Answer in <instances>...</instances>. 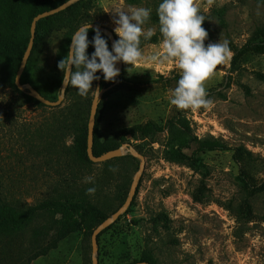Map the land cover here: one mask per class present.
I'll use <instances>...</instances> for the list:
<instances>
[{"label":"rangeland","instance_id":"374dc122","mask_svg":"<svg viewBox=\"0 0 264 264\" xmlns=\"http://www.w3.org/2000/svg\"><path fill=\"white\" fill-rule=\"evenodd\" d=\"M159 2L73 4L44 23L23 78L57 101L60 47L90 21L113 31L116 9L151 8L144 28L154 35L142 38L140 46L145 56L159 51ZM197 2L210 30L205 46L221 39L230 49L228 61L205 83L207 108L178 110L170 104L180 78L172 62L138 63L130 73L123 63L121 75L128 82L118 81L99 99L96 145L107 151L130 143L145 157L133 202L98 236L100 264H132L142 256L156 264H264V46L254 48L264 44V0ZM14 5L0 0V33H18ZM12 74L6 61L0 63V208L24 224L0 233V264H20L55 238L60 216H28L30 207L62 195L85 196L111 216L129 197L140 167L129 153L104 163L78 157L74 138L89 122L94 91L82 98L69 87L60 106H38L14 88ZM148 122L156 130L146 137L119 140L124 129ZM206 140L214 142L213 150L202 149ZM113 167L116 172L109 171ZM87 176L94 184L84 182ZM89 187L96 188L94 195L86 194ZM31 264H92L91 237L85 230L73 233Z\"/></svg>","mask_w":264,"mask_h":264},{"label":"clouds","instance_id":"9594fccd","mask_svg":"<svg viewBox=\"0 0 264 264\" xmlns=\"http://www.w3.org/2000/svg\"><path fill=\"white\" fill-rule=\"evenodd\" d=\"M208 2L211 3V0ZM155 11L162 42L161 49L149 56L143 54L140 45L142 38L149 40L154 35L151 28H144L150 20L151 8L141 6L127 11H112L116 25L113 31L119 39L112 41L111 50L99 27H93L91 23L82 24L71 35L67 55L57 63L62 72L60 94L71 87L82 98H88L94 91L98 100L101 89L93 88V82L101 79L97 73L103 74L105 82L114 83L120 75L117 67L120 62L130 66L127 68L129 73L138 63L172 62L180 71V78L171 92L170 104L178 110L207 108L211 101L207 99L205 83L217 67L230 58L229 41L220 39L205 46L209 34L202 27L205 17L197 0H161ZM89 30L94 32L91 40ZM90 45L94 51L89 55L87 50ZM109 171L116 172L117 169L113 167ZM84 182L94 184V179L87 176ZM95 192V187L86 189L87 195H94Z\"/></svg>","mask_w":264,"mask_h":264},{"label":"trees","instance_id":"16d2710c","mask_svg":"<svg viewBox=\"0 0 264 264\" xmlns=\"http://www.w3.org/2000/svg\"><path fill=\"white\" fill-rule=\"evenodd\" d=\"M6 1H9L11 3L15 2L11 16L12 19H14L18 24V33L15 35L9 34L8 30L7 29L4 30L3 28L4 31L0 33V63L6 61L9 64V66L13 68L12 85L26 99L27 103H33L38 106H44L42 103L29 96L27 93L20 91L16 86L15 80L22 59L24 57V54L29 45L30 36H31L30 33L31 24L34 17H36L38 14H41L43 12L57 8L60 5L67 2L68 0H15V1L6 0ZM83 1H88V0H83ZM51 18L52 17L43 19L37 24L34 47H36L40 42V40L42 39L41 31L44 23H46V21H48ZM88 23H98V22L90 21ZM202 27H204L205 30L209 33L210 30L205 23L202 24ZM93 35L94 32L89 30L88 33L89 40L92 39ZM103 36L108 40V44H109L110 43L109 39L104 34ZM70 44H71V37L69 38L66 44L60 47L57 54V60H56L57 63L67 55L68 46ZM263 46L264 44H258L257 46L254 45V48L261 51ZM87 51L90 55L94 51V48L90 45ZM99 74L100 73H97V75ZM119 81H121L122 83L128 82V80L124 79L122 75H120ZM21 82L23 84H31L45 98H47L38 89V87L30 83V81L27 78H23L22 76ZM117 82L118 80L116 79L114 83L105 82L102 76L101 88L110 89ZM184 127L187 129L184 132L185 135L190 136V132L187 126L185 125ZM155 130H156L155 124L152 122H148L144 125H139V126H134L132 128L124 129L121 133V136L119 137V140L125 142L126 138L129 136L146 137ZM96 137L97 136L95 131L93 150L96 156H101L107 153L108 151H111V150L106 151L103 148H101V146H99L98 144L96 145V141H97ZM74 146L78 157L81 160L88 161L91 163L87 153L88 124H84L83 126L77 129L74 138ZM214 148H215L214 142L206 140L202 149L213 150ZM36 212L50 213L53 216V218L59 215L60 219L55 220L58 225V229L56 231V235L53 240L49 241L45 245L36 246L33 252H31L26 257V259L23 260L20 264H31L37 259L47 256L52 250L57 249L60 242L65 240L71 234L76 233L78 231L85 230L89 235V237L92 238V234L94 230L109 217L108 214L103 211V209L98 207L96 204H94L91 200L87 199L85 196L75 197L73 195H69V196L62 195V196L50 198L46 201L41 202L36 206L30 207L27 210L26 214L28 216H31ZM23 224H24V220L17 218V216L11 210L9 209L2 210V208H0V233L13 230ZM139 262L156 264L155 260L150 256H142L140 260L134 261L132 264H136Z\"/></svg>","mask_w":264,"mask_h":264},{"label":"water","instance_id":"95a60500","mask_svg":"<svg viewBox=\"0 0 264 264\" xmlns=\"http://www.w3.org/2000/svg\"><path fill=\"white\" fill-rule=\"evenodd\" d=\"M79 1H81V0H68L67 2L60 5L57 8H54L52 10L38 14L36 17H34L32 24H31V30H30L31 36H30L29 45H28L27 50H26L24 57L22 59L20 68L17 72L15 83H16V86L18 87V89L20 91L27 93L29 96H31L32 98L36 99L37 101H39L40 103H42L43 105H46V106H50V107L60 106L63 103V100L65 98V95H66L68 88L65 90L64 94H62V95L60 94L57 101H52V100L45 98L31 84H23L21 82V78H22V76L26 70L29 58L31 56V53H32V50L34 47L37 24L43 19L52 17L54 15H57V14L65 11V10H67L69 7H71L73 4H75ZM91 24L93 25V27H99L101 29V32L109 39L110 48H111L112 41L117 40L115 33L111 29H109V28H107L101 24H98V23H91ZM122 65H123V62H120L117 64V67L120 70V75H121V71H122ZM99 75L101 77L103 76L102 73H100ZM120 75L116 77V80H118V81L120 80ZM97 87H99L101 89L100 95H99V99H100V97L103 96V94L106 91H108L109 89H102L101 88V79L99 81H97ZM99 99L97 100L96 96L93 99L92 106H91L90 119L88 122V148H87V153H88V157H89L90 161L93 163H104V162H108V161L116 159V158H121V157H123L129 153L134 158L140 160V167H139V171L136 173V176L133 180L129 197L127 198V200L125 201L123 206H121L115 213H113L104 222H102L94 230V232L92 234V238H91V242H92V264H100L99 259L97 257L99 234L101 232H103L104 230H106L107 228H109L112 224H114L120 218V216L128 210V208L130 207V205L133 202L134 197L137 193V188L139 186L140 179H141V177L144 173V170H145V157L140 152H138L130 143L123 144L119 148H117L115 150L108 151L107 153H105L101 156H96L94 154L93 147H94L95 120H96V113H97ZM136 264H150V263L139 262Z\"/></svg>","mask_w":264,"mask_h":264}]
</instances>
